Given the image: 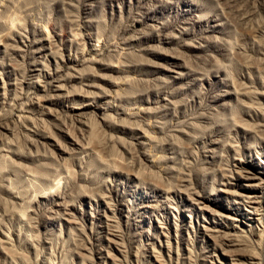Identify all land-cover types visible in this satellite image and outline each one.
I'll use <instances>...</instances> for the list:
<instances>
[{
  "label": "rangeland",
  "instance_id": "1",
  "mask_svg": "<svg viewBox=\"0 0 264 264\" xmlns=\"http://www.w3.org/2000/svg\"><path fill=\"white\" fill-rule=\"evenodd\" d=\"M254 170L264 0H0V264H264Z\"/></svg>",
  "mask_w": 264,
  "mask_h": 264
},
{
  "label": "bare ground",
  "instance_id": "2",
  "mask_svg": "<svg viewBox=\"0 0 264 264\" xmlns=\"http://www.w3.org/2000/svg\"><path fill=\"white\" fill-rule=\"evenodd\" d=\"M259 173H260V171H257V170H254L252 172L251 171H246V173H245L247 175L248 179H256V178L259 179L256 183H253L254 185L252 183L248 184L249 187L251 186L252 190L254 191L253 193L255 194V196L251 197V201H249V202H252V203H255V202L256 203L257 202L258 203H264V177L261 178L259 176ZM227 208L229 210L233 211L235 214L241 213L240 210H239L240 206H238V205L237 206L231 205V206H229ZM256 209L258 211V208H256ZM260 214H262V215L259 218V220L264 223V214L261 213V212H260ZM263 226H264V224H263Z\"/></svg>",
  "mask_w": 264,
  "mask_h": 264
}]
</instances>
